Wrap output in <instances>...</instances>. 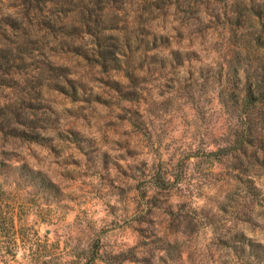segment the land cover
<instances>
[{"label":"rangeland","instance_id":"obj_1","mask_svg":"<svg viewBox=\"0 0 264 264\" xmlns=\"http://www.w3.org/2000/svg\"><path fill=\"white\" fill-rule=\"evenodd\" d=\"M91 1L0 0V105L25 116L0 118V264H264V151L222 103L255 62L250 24L215 0H121L110 44L127 25L182 52L134 57L132 81L84 29L63 33Z\"/></svg>","mask_w":264,"mask_h":264},{"label":"trees","instance_id":"obj_2","mask_svg":"<svg viewBox=\"0 0 264 264\" xmlns=\"http://www.w3.org/2000/svg\"><path fill=\"white\" fill-rule=\"evenodd\" d=\"M120 1L121 0H94L91 1V6L87 3L84 6V9L80 12V16H78L82 24L80 26H67L68 30L63 33L66 35H73L77 33L76 31L78 28L84 29L85 33L96 39V43L99 47H101L100 51L104 60L111 61V63L117 65L118 68H122L121 65L124 64L126 67V73L132 81L136 80L135 78L139 76V73L135 72L136 68L133 64L134 57H139L140 67H142L149 57L148 51H155L151 56L154 59L151 63H156L158 54L164 49L168 50L169 53L167 57H162V62L164 60L176 62L181 61L182 52L180 50L170 48V39L168 36L156 31L153 33L147 31L146 35H144L136 26L134 32L137 33V36H133L134 34L130 32L128 26L126 25L124 31L126 34L124 35V38L117 40V44H110L107 40L108 37L102 36V32L105 29H115L114 25L117 23V20L115 17L109 16L108 8L113 10H122L123 2L120 3ZM215 1L221 2L223 7L227 9V13L230 15L228 16V22L232 25V27L235 26L239 30L242 22H248L251 27V30L246 33L245 43H247V46L246 44H242V48H240V50L243 53L245 49L249 52L251 50V54H254L255 62H252V64L248 67V63H245L244 60H242L246 65L243 69V66L241 65L239 67L235 65L233 66V69L231 68L232 76L230 82H232L233 79V82H236L237 86L238 82H240L242 84V90L238 94H235V92L231 90L224 93L222 95V103L223 105H227L230 101L235 100V103H233L234 106L232 107H236V115H238L236 124H246L242 130H239L241 129L240 127L235 128V132L238 133V137L246 138L245 142H247V145H251V147H254L255 145L260 147L261 145L262 148L260 147V149H263L262 151H264V140L262 138V133L264 132V0ZM39 22L45 25L47 31H54L52 27L54 24L51 22H48L47 25L46 23L44 24L43 21ZM125 22L128 24L127 19ZM7 23L10 26H15L13 20H8ZM136 43L146 47L144 52L145 57L136 56V51L137 49L139 50V48L134 49V44ZM67 45L69 47L72 45V50L70 51H79L75 50L78 49V47L75 48L76 45L73 43L70 44L68 42ZM237 53L240 55L241 52L237 51ZM10 54L11 53L7 50H1L0 70H4L12 66L11 63H13V59ZM121 59L123 60L122 62H120ZM240 60L241 59L238 58L237 62H240ZM49 70L58 75H65L64 68L62 66L50 64ZM7 110V107L0 105V118H4V120L12 118L13 120L15 119L18 121L20 117H25L23 114L13 112L12 109H10L9 112H7ZM23 133L35 140L41 137L40 133ZM245 142H243V144ZM243 144L241 147H244Z\"/></svg>","mask_w":264,"mask_h":264}]
</instances>
